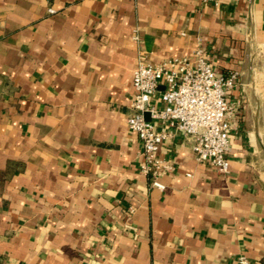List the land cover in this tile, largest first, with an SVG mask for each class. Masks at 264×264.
Masks as SVG:
<instances>
[{"label": "crops", "instance_id": "obj_1", "mask_svg": "<svg viewBox=\"0 0 264 264\" xmlns=\"http://www.w3.org/2000/svg\"><path fill=\"white\" fill-rule=\"evenodd\" d=\"M199 44L238 74L230 171L157 122L174 166L159 190L127 123L133 72ZM241 257L264 264V0H0V264Z\"/></svg>", "mask_w": 264, "mask_h": 264}, {"label": "built area", "instance_id": "obj_2", "mask_svg": "<svg viewBox=\"0 0 264 264\" xmlns=\"http://www.w3.org/2000/svg\"><path fill=\"white\" fill-rule=\"evenodd\" d=\"M202 1L219 4V0ZM237 80V73H217L201 44L193 58H170L157 64L144 56L138 58L132 82L133 114L127 123L141 142L140 168L152 187L164 190L162 177L174 170L159 154L161 145L172 134L164 128L157 130V122H165L174 132L192 138L195 161L207 163L221 174L229 173L227 155L231 150L232 118L236 110L229 101V94ZM161 83L166 86L160 93L163 107L154 101ZM239 264L250 262L241 257Z\"/></svg>", "mask_w": 264, "mask_h": 264}]
</instances>
